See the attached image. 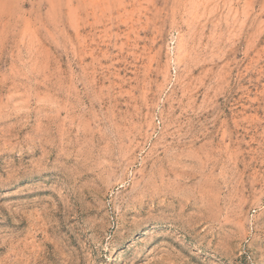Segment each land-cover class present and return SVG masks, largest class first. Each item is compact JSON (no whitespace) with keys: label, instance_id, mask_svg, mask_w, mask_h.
Masks as SVG:
<instances>
[{"label":"rangeland","instance_id":"374dc122","mask_svg":"<svg viewBox=\"0 0 264 264\" xmlns=\"http://www.w3.org/2000/svg\"><path fill=\"white\" fill-rule=\"evenodd\" d=\"M0 264H264V0H0Z\"/></svg>","mask_w":264,"mask_h":264}]
</instances>
